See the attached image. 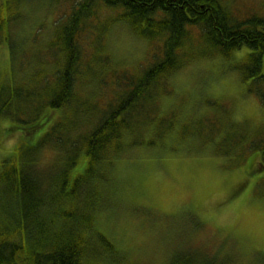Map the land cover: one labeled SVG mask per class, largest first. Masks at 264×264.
<instances>
[{"label": "trees", "instance_id": "1", "mask_svg": "<svg viewBox=\"0 0 264 264\" xmlns=\"http://www.w3.org/2000/svg\"><path fill=\"white\" fill-rule=\"evenodd\" d=\"M26 1L0 0V47L9 49L0 120L11 122L0 140L18 136L0 159V264H128L97 217L109 203L112 167L133 150L175 137L233 166L252 153L264 160V126L238 123L214 100L203 101L207 115L183 121L161 105L176 73L216 56L264 108L262 11L234 12L225 0H79L51 38L34 37L21 63L26 50L13 31ZM98 2L147 44L146 66L119 71L104 40L78 41ZM168 264L191 263L174 254Z\"/></svg>", "mask_w": 264, "mask_h": 264}, {"label": "rangeland", "instance_id": "2", "mask_svg": "<svg viewBox=\"0 0 264 264\" xmlns=\"http://www.w3.org/2000/svg\"><path fill=\"white\" fill-rule=\"evenodd\" d=\"M225 1L234 12L264 13V0ZM79 3L26 1L13 31L26 50L21 63L37 46L34 37L42 43L51 38ZM98 4L88 25H80L78 41L89 44L91 36L104 40L119 71L146 66L147 44L116 22L118 10ZM7 48L0 47L1 79L9 78ZM170 89L161 105L167 113H178L181 121L207 115L202 104L209 99L225 106L238 123L264 126L258 99L247 92L237 72L228 71V62L216 56L185 66L171 78ZM4 124L7 128L11 122L0 120V128ZM1 137L0 159L12 151L18 136ZM130 155L112 167L109 203L97 217V228L128 264H168L174 254L191 264H264V160L259 154L233 166L209 149L196 151L192 141L184 144L170 137L161 148H141ZM51 157L46 153V160Z\"/></svg>", "mask_w": 264, "mask_h": 264}]
</instances>
